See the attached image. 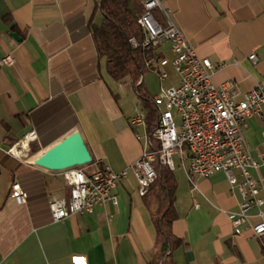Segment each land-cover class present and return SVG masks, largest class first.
<instances>
[{
  "label": "crops",
  "instance_id": "crops-1",
  "mask_svg": "<svg viewBox=\"0 0 264 264\" xmlns=\"http://www.w3.org/2000/svg\"><path fill=\"white\" fill-rule=\"evenodd\" d=\"M100 1L0 0V62L15 59L0 65V264H161L157 206L148 207L132 175L114 190L117 206L54 222L50 203L68 197L69 189L60 171L33 162L76 131L93 158L89 171L108 166L120 172L144 153L145 130L131 126L143 103L130 77L110 76L93 37L92 28L104 21ZM164 3L199 56L211 60L215 84L235 82L241 94L264 85V0ZM157 54L170 58V45ZM142 82L151 101L159 79L147 72ZM178 82L170 69L165 84ZM31 132L37 138L29 150L11 155ZM244 136L254 157L264 152V108L263 117L247 121ZM174 174V263L264 264V238H254L251 228H232L227 213L238 209L240 195L225 175L198 178L193 191L184 168L178 165ZM254 175L264 190V166ZM14 182L28 194L25 205L10 196ZM252 214L254 226L261 218L257 210Z\"/></svg>",
  "mask_w": 264,
  "mask_h": 264
},
{
  "label": "built area",
  "instance_id": "built-area-1",
  "mask_svg": "<svg viewBox=\"0 0 264 264\" xmlns=\"http://www.w3.org/2000/svg\"><path fill=\"white\" fill-rule=\"evenodd\" d=\"M137 22L143 39L138 42L132 37L129 41L133 48H141L147 72L156 75L160 82L159 93L151 99L156 111L153 128L148 129L145 110L131 120L134 129L145 130L144 153L120 172L108 166L92 171L86 166L61 171L69 195L51 201L53 221L93 214L97 207L107 203L117 206L114 190L130 175L137 182L138 194L145 197L158 179V165L173 172L179 165L186 171L193 191L197 189L196 179L223 173L240 195L238 209L227 213L234 232L247 227L251 228L254 238H264V190L254 175L264 166V152L254 157L244 136L247 121L263 117L264 85L241 94L235 82L215 84L211 60L199 56L164 0H143V11ZM164 44L170 45V58L157 54ZM250 60L256 62L257 56L251 55ZM14 63L15 59L8 55L0 65ZM170 69L179 82L166 86ZM161 104H165V111L161 110ZM36 138V133L31 132L12 146L9 153L23 156ZM10 196L18 205H25L28 200V194L18 182L13 183ZM254 210L261 221L251 226L249 218Z\"/></svg>",
  "mask_w": 264,
  "mask_h": 264
},
{
  "label": "trees",
  "instance_id": "trees-1",
  "mask_svg": "<svg viewBox=\"0 0 264 264\" xmlns=\"http://www.w3.org/2000/svg\"><path fill=\"white\" fill-rule=\"evenodd\" d=\"M100 7L104 21L94 26L93 37L100 57L106 58L110 76L120 81L130 77L137 96L148 113V129L155 124V108L148 100V92L142 82L147 74L144 54L141 48H133L130 39H143L138 18L143 11V0H101ZM158 179L144 197L150 208L157 206L153 220L161 243L159 259L161 264H175L172 259L174 234L173 224L178 215L175 209L177 180L173 171L157 166Z\"/></svg>",
  "mask_w": 264,
  "mask_h": 264
},
{
  "label": "water",
  "instance_id": "water-1",
  "mask_svg": "<svg viewBox=\"0 0 264 264\" xmlns=\"http://www.w3.org/2000/svg\"><path fill=\"white\" fill-rule=\"evenodd\" d=\"M12 36L19 39L17 34H12ZM92 161L91 153L78 131L54 144L33 160L35 165L60 172L89 165Z\"/></svg>",
  "mask_w": 264,
  "mask_h": 264
},
{
  "label": "rangeland",
  "instance_id": "rangeland-1",
  "mask_svg": "<svg viewBox=\"0 0 264 264\" xmlns=\"http://www.w3.org/2000/svg\"><path fill=\"white\" fill-rule=\"evenodd\" d=\"M166 85V84H165ZM167 86V85H166ZM161 110L165 111V104L160 105Z\"/></svg>",
  "mask_w": 264,
  "mask_h": 264
}]
</instances>
